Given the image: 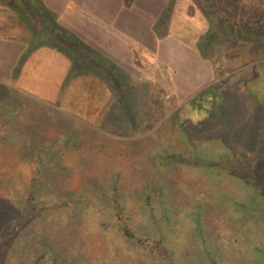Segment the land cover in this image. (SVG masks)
Here are the masks:
<instances>
[{
  "label": "rangeland",
  "instance_id": "1",
  "mask_svg": "<svg viewBox=\"0 0 264 264\" xmlns=\"http://www.w3.org/2000/svg\"><path fill=\"white\" fill-rule=\"evenodd\" d=\"M185 2L217 76L182 102L159 75L85 121L0 84V264H264V39Z\"/></svg>",
  "mask_w": 264,
  "mask_h": 264
},
{
  "label": "crops",
  "instance_id": "2",
  "mask_svg": "<svg viewBox=\"0 0 264 264\" xmlns=\"http://www.w3.org/2000/svg\"><path fill=\"white\" fill-rule=\"evenodd\" d=\"M169 1L43 0L66 31V39L55 45L44 42V36L34 41L27 25L11 23L15 11L0 0V84L47 109L82 116L85 121L105 120L106 109L109 113L128 108L122 94L136 82L159 75L172 84L182 102L194 89L213 81L217 72L214 63L199 53L197 34L191 42L185 37V0H176L167 33L157 34L155 25ZM75 44H81V49ZM111 74L119 77L118 84ZM187 83L193 88L184 90ZM165 95L170 98L169 92Z\"/></svg>",
  "mask_w": 264,
  "mask_h": 264
},
{
  "label": "trees",
  "instance_id": "3",
  "mask_svg": "<svg viewBox=\"0 0 264 264\" xmlns=\"http://www.w3.org/2000/svg\"><path fill=\"white\" fill-rule=\"evenodd\" d=\"M9 6L13 8L15 11V21L17 23H23L27 25L29 31L32 34V37L35 39L34 41L44 36L43 41L52 43L57 45L59 40L66 39V31L56 23L53 12L43 3V0H3ZM176 0H170L167 6L165 7L163 14L158 19L155 30L159 36H164L167 31L171 21V17L173 14L174 6ZM210 3L216 9H219L220 12L225 13L226 20L230 23H233L237 29L243 35H250L254 38L255 41H261L264 39V18H261L257 21H237L233 19L229 14L221 7L217 0H210ZM53 28V29H51ZM51 29V30H50ZM47 31L46 35H43L44 32ZM59 31L60 33H56ZM55 39L56 41H53ZM42 41V40H41ZM76 45V44H75ZM79 49H81V44L76 45ZM87 48V47H85ZM84 50V47H83ZM91 52V50H90ZM94 54L93 52L91 53ZM113 70H116L117 73H121L119 69L112 67ZM110 75V74H109ZM115 85L119 82V77L111 74ZM123 76V75H122ZM124 77V76H123ZM112 87H114V83L109 81ZM47 109V108H46ZM126 233L130 235V232L127 228Z\"/></svg>",
  "mask_w": 264,
  "mask_h": 264
}]
</instances>
